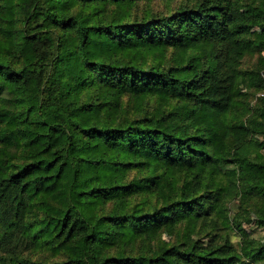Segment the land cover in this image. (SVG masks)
I'll return each mask as SVG.
<instances>
[{"label": "trees", "instance_id": "1", "mask_svg": "<svg viewBox=\"0 0 264 264\" xmlns=\"http://www.w3.org/2000/svg\"><path fill=\"white\" fill-rule=\"evenodd\" d=\"M263 90L264 0H0V264H264Z\"/></svg>", "mask_w": 264, "mask_h": 264}, {"label": "rangeland", "instance_id": "2", "mask_svg": "<svg viewBox=\"0 0 264 264\" xmlns=\"http://www.w3.org/2000/svg\"><path fill=\"white\" fill-rule=\"evenodd\" d=\"M257 30V29H256ZM261 92H264L261 91ZM259 92L257 94L258 95H262V93ZM244 228L247 230V231H251L252 232V235L254 236H257L258 238H260V240L264 241V229H261V228H253V229H250L249 225H245ZM162 236L163 238L165 239H169L171 237V233L169 230H164L163 233H162ZM232 240L236 243L238 242V235H235V233H232Z\"/></svg>", "mask_w": 264, "mask_h": 264}, {"label": "built area", "instance_id": "3", "mask_svg": "<svg viewBox=\"0 0 264 264\" xmlns=\"http://www.w3.org/2000/svg\"><path fill=\"white\" fill-rule=\"evenodd\" d=\"M263 94V93H262Z\"/></svg>", "mask_w": 264, "mask_h": 264}]
</instances>
